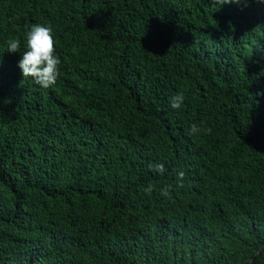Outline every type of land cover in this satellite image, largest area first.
Here are the masks:
<instances>
[{
  "label": "trees",
  "instance_id": "16d2710c",
  "mask_svg": "<svg viewBox=\"0 0 264 264\" xmlns=\"http://www.w3.org/2000/svg\"><path fill=\"white\" fill-rule=\"evenodd\" d=\"M0 264H264V2L0 0Z\"/></svg>",
  "mask_w": 264,
  "mask_h": 264
},
{
  "label": "clouds",
  "instance_id": "9594fccd",
  "mask_svg": "<svg viewBox=\"0 0 264 264\" xmlns=\"http://www.w3.org/2000/svg\"><path fill=\"white\" fill-rule=\"evenodd\" d=\"M238 0H209V3L218 10L221 6L228 3H237ZM264 2V0H257ZM7 43V52L19 53L21 41L19 39H10ZM55 39L51 26L34 24L26 33V50L20 55L18 68L20 69L23 78H31L36 85L42 88H50L55 85L59 75V66L61 60L56 55ZM184 101L182 93H178L171 97L170 107L179 109ZM206 134L211 133L210 128H199L194 123L190 126V134H198L200 132ZM149 169L157 174L163 175L166 171L163 163H150ZM185 173L179 171L176 174V187H183V178ZM154 185L149 184L145 189V193H151L154 190ZM172 186L168 185L160 189V194L166 198H171Z\"/></svg>",
  "mask_w": 264,
  "mask_h": 264
}]
</instances>
